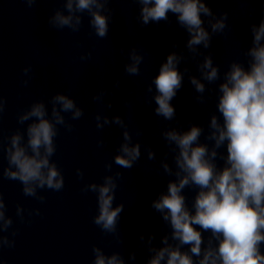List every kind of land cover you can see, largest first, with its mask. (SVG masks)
<instances>
[{
  "label": "clouds",
  "instance_id": "obj_1",
  "mask_svg": "<svg viewBox=\"0 0 264 264\" xmlns=\"http://www.w3.org/2000/svg\"><path fill=\"white\" fill-rule=\"evenodd\" d=\"M31 8L38 0H24ZM111 0H62L63 8H57L48 17L51 28L69 29L79 32L83 26V16L89 17V26L95 36L104 39L108 36L112 9ZM140 5L138 20L141 26L161 21L169 22V14L176 17V23L183 28L189 39L186 48L195 58L202 55L198 46L210 49L214 35L224 34L228 13L219 18L209 7L208 0H133ZM207 17L209 31L205 28ZM251 44L243 55L247 66L239 59L232 60L223 73L214 64L211 53L204 55L202 63L197 64L200 77L190 76L189 82L199 93L200 103L205 102L206 81L217 86L216 110L208 123V132L203 127L191 124L187 130L170 128L161 133L169 152L173 153L172 165L167 161L168 152L160 165L163 173L170 179L166 192L151 201V207L161 214V219L170 228V233L161 237L160 248L151 246L155 236H149L148 251L154 253L147 264H264V16L260 22L250 25ZM91 52L82 55L89 59ZM131 63L124 65L128 75H139L144 55L135 48L128 53ZM185 57L175 52L169 53L160 65L158 74L152 79L147 91L156 94L152 97L156 107L155 115L171 121L176 110L171 101L183 86L184 73L179 64ZM25 75L31 67L23 70ZM30 78V77H29ZM24 85L28 80L23 81ZM105 93L101 91L93 99L103 102ZM51 105L49 110L48 105ZM6 100L0 96V114L5 110ZM111 108V104L107 105ZM65 113L70 114L66 119ZM84 111L76 101L63 92H56L45 102L33 101L26 110L17 116V123L25 125L6 137L7 143L0 139V154L7 166L0 175L4 179L17 181L25 197H32L43 203L42 190L59 192L65 186L61 168L52 158L57 151L56 137L60 127L73 131L70 121L79 120ZM96 128L116 124L122 131L119 144L112 161L105 163L107 173L102 182L83 185L81 191L96 194L97 214L92 222L102 233L112 234L120 242L118 222L124 210L123 203L114 205L118 180L123 178L120 171L113 172V164L118 168L132 169L140 160L141 144L133 143V135L128 125L119 115L109 117L97 113ZM27 122V123H26ZM142 133L136 132L139 136ZM204 136L209 143H202ZM103 146V139L97 141ZM224 149L225 151H220ZM147 158L156 159V152L147 148ZM218 161H223L220 165ZM78 179H84V172L77 168ZM195 189V196L189 206L184 190ZM29 217L40 215L39 209L26 210L17 204L15 215L20 223L25 222V212ZM8 206L0 192V250L15 247V237L19 228H14V220L8 215ZM29 223L31 221H28ZM204 233H209L207 237ZM141 237V241H143ZM175 243H170L169 241ZM92 264H125L118 252L105 256L101 247L92 246ZM131 260L136 257L133 254ZM0 264H3L0 260Z\"/></svg>",
  "mask_w": 264,
  "mask_h": 264
}]
</instances>
